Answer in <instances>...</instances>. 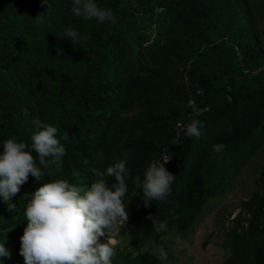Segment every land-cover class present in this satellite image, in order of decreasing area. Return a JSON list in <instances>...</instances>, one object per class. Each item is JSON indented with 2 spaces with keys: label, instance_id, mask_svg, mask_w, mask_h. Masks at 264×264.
<instances>
[{
  "label": "trees",
  "instance_id": "trees-1",
  "mask_svg": "<svg viewBox=\"0 0 264 264\" xmlns=\"http://www.w3.org/2000/svg\"><path fill=\"white\" fill-rule=\"evenodd\" d=\"M95 2L115 24L75 16L72 0H48V10L41 0H0V152L11 137L30 146L34 119L57 127L66 149L59 168L45 169L40 181L29 176L12 198L16 209L0 223L11 258L0 264L23 259L19 238L31 197L21 189L35 192L54 179L87 188L92 168L119 160L130 172L128 222L115 229L125 246L113 243L111 264H149L153 253L137 250L189 233L207 201L231 186L264 143V0ZM69 27L83 42L64 37ZM192 119L203 124L200 140L185 135ZM218 143L221 153L213 151ZM166 156L176 175L171 193L145 207L133 180ZM254 183L224 232L228 254L220 264H264V164ZM6 205L0 198L1 211ZM150 216L167 221V230L157 232Z\"/></svg>",
  "mask_w": 264,
  "mask_h": 264
},
{
  "label": "clouds",
  "instance_id": "clouds-1",
  "mask_svg": "<svg viewBox=\"0 0 264 264\" xmlns=\"http://www.w3.org/2000/svg\"><path fill=\"white\" fill-rule=\"evenodd\" d=\"M41 4L51 7L48 0ZM72 12L84 20L95 19L99 23H116L110 9L100 8L95 0H72ZM44 14H37V23L43 21ZM64 37L72 44L83 42L80 34L71 27L64 30ZM87 36L83 37L86 40ZM62 50L57 49V57ZM199 113V110H197ZM36 130L32 133L31 144L15 137L3 142L0 152V198L15 211L12 198L20 192L21 186L29 176L40 181L52 166L59 168L66 149L57 138L59 129L51 124L34 119ZM203 124L192 119L185 127V135L200 140ZM63 140H68L65 133ZM225 145H213V151L221 153ZM35 152L34 156L32 153ZM170 156L161 161H152L146 168L143 180L137 176L133 183L143 193L144 206L150 201L167 202L176 175L169 172L165 164ZM38 161V163H37ZM96 177L90 187L74 185L66 179H54L41 183L32 194L24 209L27 226L20 236L19 254L24 264H111L116 255L115 246L108 242L100 243L121 223L127 224L128 212L124 197L128 192L127 179L130 178L126 160H119L105 170L92 168ZM74 175H77L74 173ZM114 177L115 183L109 187L106 177ZM128 205V204H127ZM152 227L157 231L167 230V221L159 222L149 217ZM0 257L11 258V254L0 243ZM158 258L167 260L166 251L159 249Z\"/></svg>",
  "mask_w": 264,
  "mask_h": 264
},
{
  "label": "rangeland",
  "instance_id": "rangeland-1",
  "mask_svg": "<svg viewBox=\"0 0 264 264\" xmlns=\"http://www.w3.org/2000/svg\"><path fill=\"white\" fill-rule=\"evenodd\" d=\"M262 164H264V143L260 151L235 176L231 186L221 196L207 201L204 211L189 233L178 239H171L168 235L163 236L160 244L153 241L147 242L137 252L153 253V257L146 260L149 264H220L228 254L224 232L232 225L235 214L239 210V201L246 199L253 191L254 179L258 176V170ZM21 191L25 199L34 193L29 189H21ZM7 208L6 205L4 211L0 210V223L6 221L11 214ZM115 233L116 230H113L106 238H100L108 239L112 244L119 239L121 246L124 247L125 238L122 235L117 238ZM205 239H207L206 243L202 246ZM10 243V239H6L5 248L9 249ZM161 248L167 253L165 261L158 258ZM11 264H24V260L15 258Z\"/></svg>",
  "mask_w": 264,
  "mask_h": 264
},
{
  "label": "built area",
  "instance_id": "built-area-1",
  "mask_svg": "<svg viewBox=\"0 0 264 264\" xmlns=\"http://www.w3.org/2000/svg\"><path fill=\"white\" fill-rule=\"evenodd\" d=\"M189 103H191L190 100H189ZM106 240H107L108 242H110L108 239L99 238V242H100V243H104V242H106Z\"/></svg>",
  "mask_w": 264,
  "mask_h": 264
}]
</instances>
